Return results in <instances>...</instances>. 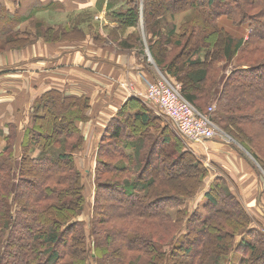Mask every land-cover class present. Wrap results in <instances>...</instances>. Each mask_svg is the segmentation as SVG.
<instances>
[{
  "label": "trees",
  "instance_id": "1",
  "mask_svg": "<svg viewBox=\"0 0 264 264\" xmlns=\"http://www.w3.org/2000/svg\"><path fill=\"white\" fill-rule=\"evenodd\" d=\"M79 1L85 0H74ZM87 1L97 10L106 7L108 20L119 27L134 28L143 16L146 46L154 64L182 83L181 95L202 114L215 96L219 63L235 64L223 84L212 122L234 141L238 139L232 135L235 124L248 123L264 131V85L254 81L264 79V0H171L168 4L143 0L142 11L138 0ZM183 11L192 14L179 33L175 27L161 30V23L155 21ZM32 14L11 12L0 3V53L31 45L28 32H17L14 27L29 21ZM87 17V13L76 17L72 27L65 25L57 32L48 29L44 39L48 44L83 46L85 30H91ZM96 40L101 42L99 37ZM169 47L178 54L168 58ZM179 56L185 61L180 62ZM99 61L102 69L108 63L105 58ZM96 79H75L73 94L50 89L36 98L30 112L32 126L18 145L16 170L17 134L15 128H8L0 153V264H109L121 251L126 255L125 264H225L230 263L232 251L241 255V248L251 254L240 264H264V254L252 243L242 242L245 239L237 242L236 236L252 222L229 191L204 193L201 208L208 214L204 217L188 215L187 210H168L182 207L185 198L195 195L199 185L192 195L187 186L190 180L201 184L203 166L137 97L128 98L114 117L98 124L94 166L88 161L83 168L79 163L75 166V154L86 156L78 123L87 120L91 106L97 104L99 116L107 107L102 106L104 92L97 90L100 84ZM40 111L52 116L51 124L45 120L39 123L43 118ZM46 127L49 135L44 134ZM108 140L113 143L107 151L110 163L104 160ZM212 143L225 148L220 142ZM232 149L264 171V158ZM28 173L40 176L41 188H29L23 180ZM106 175L117 181L102 183ZM103 192L119 197L108 206L116 214L109 216L102 228L98 225L102 222L100 212L108 205L101 198ZM147 236L159 240L151 244ZM141 243V247L135 246ZM165 251L170 253V261ZM141 256L145 259L139 262Z\"/></svg>",
  "mask_w": 264,
  "mask_h": 264
},
{
  "label": "rangeland",
  "instance_id": "2",
  "mask_svg": "<svg viewBox=\"0 0 264 264\" xmlns=\"http://www.w3.org/2000/svg\"><path fill=\"white\" fill-rule=\"evenodd\" d=\"M133 1V0H131ZM136 0H134L135 2ZM165 3H171V0H163ZM51 2V0L49 1ZM119 2V1H118ZM48 3V1H47ZM46 3V4H47ZM120 4L115 5L116 9L119 7ZM139 5V11H142L143 6V0H138ZM72 6V5H71ZM114 10V9H113ZM85 12V13H84ZM88 14L87 20H89L91 25V30L87 28L85 30V42L81 45L84 46V48L80 45H77L74 42L67 43H57V44H51L46 42L44 39V34L48 31V29L55 30H61L65 25L67 26H73L74 23L72 21L75 20L76 17H81L83 14ZM108 12L106 11V7H101L97 10V8H94L93 6L90 8H84L82 10H76L74 12L68 11V9H63L62 11H59L58 8H52V10H48V12H41L36 13L33 18H31L29 21L24 22L20 24V26H11L16 29H21V31L28 32V39L30 40L31 45L28 48H32L33 52H29L27 54V58L30 60H26V58H22L19 56V54L16 56L13 54V52L18 50H11L6 49L3 52L0 53V60L5 63V67L2 66L0 68V76L4 77H13L18 76L21 79L20 75L21 73L23 75V81L21 79V82H27L29 84L30 81L27 80L28 75H26V70H31L32 74L35 76L36 72H34L36 69L37 71H41L40 75L43 73H46L47 78L53 77L54 79H43L44 77H40L39 82H37V85L39 86V83L42 85H47L51 81L58 82L63 79L65 75L68 74V71H72L70 69H73V66H66V61L69 59L68 55L76 54L78 51H80L81 54H87L89 56H85L83 58H88L91 56V59H96L95 64L98 63L97 66H99V59L105 58L106 54L108 53V57L116 56V58L120 59V62L122 59H125L124 61V69L125 74L130 75L129 77L134 76L135 78H141L144 83L150 84L151 82H165L169 86L179 89V92L181 94V82L176 81L175 77L171 76L170 74L166 73L165 70L161 71L159 68L156 67V65L153 62L151 54L147 50L146 44L148 43V40H146V28L143 24V16H141V19L138 23V25L134 28H124L117 26L116 23L108 20L107 16ZM191 14L189 11H183V12H177L173 15L166 14L162 18H157L155 21L160 24L161 30L164 28H176L175 33H179L180 30L184 29V26L187 24V20L191 17ZM195 16V13H194ZM157 23L155 25H157ZM38 24V25H36ZM39 27V28H38ZM157 27V26H156ZM159 27V28H160ZM111 29V30H110ZM164 32V31H163ZM46 35V34H45ZM96 37H99L101 42H98L96 40ZM173 41L175 39L173 38ZM99 43V44H98ZM77 45V46H76ZM26 49V48H25ZM169 57H173L175 54H178V51L176 49H172V47H169ZM97 53L101 54L97 55ZM15 57H14V56ZM99 56V59L97 57ZM20 58V61L19 59ZM89 59V58H88ZM110 58H108L109 60ZM185 58L182 56H179V61L182 62ZM111 60V59H110ZM16 62L14 64H11L12 62ZM185 61V60H184ZM112 62V60H111ZM179 62L177 61L176 64ZM11 64V65H10ZM107 65H109L107 63ZM104 66L103 68L107 67ZM180 64L177 65V67ZM218 67V64L216 65ZM220 68V74L218 76V85L215 88V96L212 98L208 105L204 107V109H208L209 107H212L213 112L217 111V104L220 99V93L223 89V84L225 83L226 77L230 74L231 71H233L236 68V65L233 63H227V62H221L219 63ZM34 70V71H33ZM184 75V73H180ZM30 75V74H29ZM17 77V78H18ZM140 79V80H141ZM259 80H254L259 85H264V79L258 78ZM33 84V82H31ZM129 80H126L125 82L121 83V91H124L123 89H126L128 91L132 90V83ZM10 88V87H7ZM6 88V89H7ZM123 88V89H122ZM35 90L33 88V91L31 93L30 89L24 90L22 97L21 96H13V91L7 90L5 92L4 97H7V102L9 103H23L24 102V109H26L31 102V97L34 96ZM46 92H40L33 100L35 102L36 98L40 95L44 94ZM111 93V92H110ZM108 93V97L109 94ZM32 94V95H31ZM67 94V93H66ZM182 96V95H181ZM110 97H113V95H110ZM134 98L140 99L143 104L145 103L143 98L136 96H131ZM93 102H100V100H93ZM93 105V104H92ZM97 104L94 106H91V108L87 111V120L86 121H80L78 123L77 127L79 128V131H81V134L84 137V142H86L85 151H87L86 156H80V154H75L74 156V163L76 166V163L80 164V167L83 168L85 161L95 160V157L97 156L98 146H97V138H95L96 134L98 133V124L99 120H101V117L97 115L98 109H96ZM31 107V106H30ZM147 107V106H146ZM49 107H46L48 109ZM148 108V107H147ZM150 111H153V113L156 114V116L159 118V121L162 123H166L165 125H168L171 130L175 132L177 137L183 141L184 147L192 153L194 156H196L201 166H203L204 174L205 176L201 180V184H199L197 181L190 180L188 190L191 191V195L193 191L198 186V189L192 197L185 198L184 204H182V207H176V209L168 208L170 212L172 213L174 211H183L185 213L188 212V215H191L192 213L195 215L202 214V216L208 215L204 209H202V205L204 204V193L210 192L211 189H215L218 193L220 191H226L230 192L234 195H236V198L240 203L242 204L243 208H245L246 213L248 214L249 218L251 219V225L248 226L247 229L243 232V234L237 235L236 239L237 242L241 241V239H245L242 242L244 243H252L254 247L262 252L261 254H264V171L261 170V166L258 165L255 161L249 162L247 160H242L239 155L238 151H234V149H239L241 152L246 153L245 151H249L251 154H255L258 156V158H264V131L258 129L257 127H254L252 124L248 123H242L240 125H236V133L232 134L236 136L238 139L234 141L232 137H230L227 133L222 131L216 124L215 127L218 129L217 137L213 140H210L211 142H220L218 144L224 145L225 150L233 153V155H236L238 160L236 161L231 155L227 154L226 152H223L224 148L223 146H217L219 149H223L219 151H211L212 149H208L207 147L209 145V142H204L203 144L194 145L187 141L186 139L182 138L178 135L176 130L173 128L172 125L169 124V121L164 118L162 115H160L156 108L149 107ZM49 110V109H48ZM210 111L209 109L207 112ZM31 112V109H30ZM29 112L30 118L31 114ZM42 114L41 117H43L41 120H38L39 123H43V121H49L48 123L51 124L52 116L49 117V114L46 113V111H40ZM112 117L106 119L109 121ZM32 121V120H31ZM32 126V123L30 122L28 127H24L25 130L27 128H30ZM49 127H46V130L44 134L49 135L50 133ZM224 134L223 136L220 134ZM55 136V135H54ZM92 136V139H91ZM87 139V140H86ZM210 142V143H211ZM217 144V143H215ZM105 152H104V160L107 163H110L111 158H109V152L107 153L109 147H112L113 143L108 140L105 144ZM202 146V148L200 147ZM232 146V148H230ZM243 149V150H242ZM245 150V151H244ZM247 157L248 155L245 154ZM249 158V157H248ZM213 159H216L218 161H215ZM249 160H251L249 158ZM264 160V159H263ZM19 161L20 158L15 159L14 161V167H19ZM114 161V159H113ZM264 163V162H263ZM29 166V165H28ZM107 168V167H105ZM261 168V169H260ZM264 169V167H263ZM14 170V171H15ZM17 172H14V178H16ZM108 177V175H106ZM40 176H36L34 174H24L23 180L30 189L37 190L41 188L40 186ZM104 178L102 183L104 184H110L114 183L117 180L114 178V176ZM106 179V180H105ZM16 184V183H15ZM185 185V184H184ZM16 187V186H15ZM14 190V188H13ZM91 195L88 191L86 199H88V202L91 201L90 199ZM119 197V195H112L109 196L108 192H103L102 194V200L107 201L108 205L104 209H102L101 216H102V222H100L98 225L100 227L106 226V219L109 218V216L114 215L116 213L115 210H110V204L111 202H115V200ZM183 199V198H182ZM180 199V201H182ZM174 199H171V201ZM184 205V206H183ZM109 206V207H108ZM166 210V211H168ZM187 210V211H186ZM174 213V212H173ZM187 215V217H188ZM109 227H111L110 224H108ZM113 225V223H112ZM240 236V237H238ZM147 241L151 244L159 239H152L150 236H147ZM90 239V238H89ZM94 239V238H93ZM91 240V239H90ZM142 243L135 244L136 247H141ZM110 246V245H107ZM244 248H241V255H235L236 251H232L231 254L228 256V259H230V263L226 261L225 264H240L241 260L247 257H250L251 254L248 250H242ZM250 250V249H249ZM122 252V251H121ZM115 253L116 257L111 259L109 261V264H125L124 259L126 258L125 252L124 253ZM167 259L169 260L170 253L168 251H165ZM123 254V255H122ZM125 255V256H124ZM129 254L127 253V256ZM129 258V257H128ZM134 260L135 258H130ZM145 259V257L141 256L140 261ZM126 262V260H125ZM235 262V263H234ZM108 264V262H106Z\"/></svg>",
  "mask_w": 264,
  "mask_h": 264
},
{
  "label": "crops",
  "instance_id": "3",
  "mask_svg": "<svg viewBox=\"0 0 264 264\" xmlns=\"http://www.w3.org/2000/svg\"><path fill=\"white\" fill-rule=\"evenodd\" d=\"M48 1V3H47ZM50 0H0V3L7 9H9L11 12H17L20 15L27 14L31 11V14L35 12L41 13V12H48V10H52V8H58L59 11H62L63 9H68V11H76L84 8H90L91 4L87 0L85 1H79L78 3H83L84 6L79 5L77 2H74V0H51V4H49ZM47 3V4H46ZM49 4V5H48ZM72 5V6H71ZM91 6V7H90ZM34 14V15H35ZM33 15V14H32ZM33 15V16H34ZM84 48V46H82ZM29 52H33L32 48H27L25 50H22L20 52H13L14 55H18L22 58H26V60H30L27 58V54ZM13 55V56H14ZM16 55V56H17ZM97 55H100L97 53ZM85 56H89L86 53L81 54L80 51L76 54L68 55L69 59L66 61V66H73V69H70L72 71H68V74L63 77L61 81L58 80V82L51 81L49 84H42L39 83V86L37 85V82H39L40 77H44L43 79H54L53 77L47 78L46 73H43L40 75L41 71H37V69L34 71L36 72L35 76L32 74L31 70H26V75H28L27 80L30 81L29 84L27 82L22 83L21 79L23 80V75L20 74V77L13 76V77H4L0 76V153L5 146L4 144V137H6L9 133V127H13L16 129L17 134V143L14 147V158H19V150L18 145L20 144V141L23 137V133L25 131L24 127H28L31 118L29 115L30 109L34 103V98L40 93V92H48L50 89H57V90H65V93L67 94H73V89L76 88L73 81L75 79H84V78H90L92 80L97 81L96 78L99 79L100 84L99 88L97 89L100 92H104L103 100L105 103L102 104V106H107L106 110L103 111L100 114L101 120H99V124L102 123V121H107L106 119L110 117H114L117 113V110L122 107L123 104L126 103V100L128 98H132L130 94H143L145 91V85L141 78H135L134 76L129 77L130 75H126L125 69H124V61L125 59H122L120 62V59L116 58V56L108 57V53L106 54L105 60L108 61V64L106 68H100V65L95 64V58L91 59V56L88 58H83ZM15 57V56H14ZM110 58L112 60L109 59ZM20 61V58H18ZM16 63L15 61L11 64ZM10 64V65H11ZM106 64V63H105ZM5 63L0 60V68L4 66ZM106 66V65H104ZM5 67V66H4ZM30 74V75H29ZM95 76V77H94ZM18 77V78H17ZM141 79V80H140ZM126 80H129L133 87L132 90L128 91L126 89H123L124 91H121V83L125 82ZM25 81V80H23ZM33 82V84L31 83ZM130 83V84H131ZM68 87L67 89L65 88ZM10 87V88H7ZM7 88V89H6ZM33 88L35 90V94L33 97H31V102L29 103L28 107L24 109V102L23 103H9L7 102V97H4L5 92L7 90L13 91V96H21L23 94L24 90L30 89L31 93L33 91ZM72 90V91H71ZM110 93L109 97L107 98L105 92ZM32 95V94H31ZM110 95H113V97H110ZM139 97V96H138ZM141 98V97H140ZM145 104V103H144ZM31 106V107H30ZM159 113V112H157ZM98 134H96L95 138L98 137ZM92 139V136H91ZM203 144V143H202ZM194 145H198V143H195ZM215 143H210L207 147L208 149H212L211 151H219L223 149H219ZM202 148V146H200ZM224 148V147H223ZM86 155H87V151ZM223 152H226L227 154L231 155L236 161L238 158L236 155H233V153L225 150ZM215 161H218L216 159H213ZM90 166H94V159L88 161Z\"/></svg>",
  "mask_w": 264,
  "mask_h": 264
},
{
  "label": "built area",
  "instance_id": "4",
  "mask_svg": "<svg viewBox=\"0 0 264 264\" xmlns=\"http://www.w3.org/2000/svg\"><path fill=\"white\" fill-rule=\"evenodd\" d=\"M137 96L142 97L148 107L156 108L178 135L190 143L202 144L217 137L218 129L211 117L212 107L208 108L210 111L207 113H200L181 96L179 89L165 82L154 81L146 84L144 93Z\"/></svg>",
  "mask_w": 264,
  "mask_h": 264
}]
</instances>
